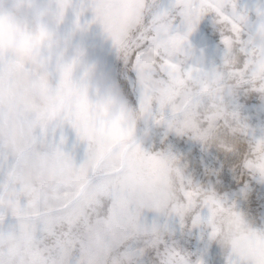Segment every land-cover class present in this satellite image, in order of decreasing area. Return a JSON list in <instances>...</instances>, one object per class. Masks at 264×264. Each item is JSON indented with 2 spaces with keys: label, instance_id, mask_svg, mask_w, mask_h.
Instances as JSON below:
<instances>
[{
  "label": "snow or ice",
  "instance_id": "1",
  "mask_svg": "<svg viewBox=\"0 0 264 264\" xmlns=\"http://www.w3.org/2000/svg\"><path fill=\"white\" fill-rule=\"evenodd\" d=\"M64 2L71 5L72 0ZM104 2L111 5L113 14L118 11L119 0ZM156 3L151 0L152 5ZM90 5L95 7L96 0H89ZM228 7L231 14L225 12ZM209 13L223 26L228 76L237 88L250 86L264 94V80L257 81L253 71L256 49L251 37L244 35L247 18L237 13L235 0H173L170 7L156 11L146 30L105 23V31L136 74L137 110L146 120L178 137L202 145L218 144L233 156L230 165L256 178L248 147L228 140L234 133L222 113H230L233 120H239L238 114L205 101L204 71L168 54L174 42L189 37ZM149 20L152 17L146 23ZM75 66L73 60L66 71L74 72ZM27 75L11 57L0 53V264H189L165 243L167 226L149 223L146 211L178 217L181 226L186 218L193 227L205 226L210 239L229 249L226 264H264V227L249 222L258 219L264 224V213L250 212L246 219L235 198L221 194L230 191V179L219 184L214 180L194 183L170 145L143 148L138 155L134 150L120 153L119 145L102 144L99 129L84 122L98 103L87 94L85 80L77 85L71 79H59L55 87L33 80L31 91H26ZM69 90L80 94L67 105L50 104L41 110L36 103V98ZM243 129L241 134H246L247 126ZM66 130L74 134L72 145ZM76 145L84 148L79 162ZM153 157L172 173L169 177L155 169L161 176L159 183L146 174ZM77 170L86 173L97 193L94 200L80 190ZM238 224L251 234L244 240L235 234Z\"/></svg>",
  "mask_w": 264,
  "mask_h": 264
},
{
  "label": "rangeland",
  "instance_id": "2",
  "mask_svg": "<svg viewBox=\"0 0 264 264\" xmlns=\"http://www.w3.org/2000/svg\"><path fill=\"white\" fill-rule=\"evenodd\" d=\"M151 4V0H149ZM173 0H157L152 8L156 11L170 7ZM236 11L244 15L247 22L244 25V35L251 37L257 30L259 20L257 13L264 12V0H235ZM83 11L81 13V9ZM231 14V8L225 9ZM79 15L80 34L72 36ZM93 12L89 0H72L64 22L59 28L61 34L71 40L70 55L83 51L86 55V65L92 70L91 77L96 86L111 85L121 93L123 99L133 108H138L136 91V74L132 66L125 62L117 52L112 41L99 24L92 23ZM214 13L205 15L195 31L189 36L187 58L178 57L186 65L199 67L204 72L224 64L225 47L222 44V25L216 23ZM178 23V21H177ZM181 34L183 29H180ZM80 72L75 74L79 79ZM58 78L53 76L52 86L55 87ZM228 111L236 112L242 125L247 126L246 134L229 135L232 144H243L247 147L264 138V94L254 92L250 86L238 87L232 98L227 102ZM70 145L74 144V134L66 130ZM138 135L143 139L145 150H154L158 144L170 145L179 156L186 176L194 183L214 180L219 184L231 180L230 191L222 192L229 198H235L238 210L245 214L246 219L253 215L264 213V181L246 174L238 165L231 164L233 156L225 153L216 143L202 145L188 137H178L168 132L162 126H156L150 119L141 121L138 125ZM77 162L83 158V145H76ZM149 223L156 222L166 225L165 243L174 247L189 264H226L229 249L219 240L209 238V230L201 225L193 227L190 218H186L183 226L178 217L157 216L153 212H145ZM254 227H264L258 219L249 221Z\"/></svg>",
  "mask_w": 264,
  "mask_h": 264
},
{
  "label": "clouds",
  "instance_id": "3",
  "mask_svg": "<svg viewBox=\"0 0 264 264\" xmlns=\"http://www.w3.org/2000/svg\"><path fill=\"white\" fill-rule=\"evenodd\" d=\"M71 7L64 0H0V53L11 57L16 65L25 69L29 75L24 78V88L31 91L33 80L52 85L53 76L59 79H71L77 85L81 80L87 84L88 95L98 99L96 106L87 112L84 122L92 129H99V141L108 146L119 145L120 153L134 150L142 155L143 139L138 135V125L145 121L137 109H133L111 85L96 86L92 80V70L86 65V55L78 51L70 55L71 40L59 31L65 16ZM93 19L104 30L105 23L111 27L131 25L134 28L147 29L156 18V10L148 0H119L118 11L113 14L111 5L104 0H96V6L90 5ZM259 24L251 36V43L256 49L253 71L257 81L264 80V12L257 13ZM152 17L146 23V18ZM80 26H75L72 36L82 32ZM189 37L178 39L169 48L168 54L187 58ZM75 60L76 66L72 73L66 71V66ZM80 72L79 79L75 74ZM237 86L228 76L224 64L204 72L201 81V93L207 102H215L227 106ZM80 93L76 91H56L47 99L36 98L41 110H46L50 104L63 106L71 103ZM228 117L231 131L239 136L243 125L239 120H233L230 113H222ZM251 160L255 165L258 178L264 179V138L248 146ZM169 177L172 173L157 158L147 162L146 174L159 183L161 176L155 169ZM79 188L90 200L96 198V191L90 186L89 179L83 171L75 172ZM237 238L244 240L251 234L247 227L238 224L234 229Z\"/></svg>",
  "mask_w": 264,
  "mask_h": 264
}]
</instances>
